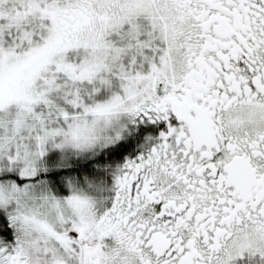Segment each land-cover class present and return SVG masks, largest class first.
Wrapping results in <instances>:
<instances>
[{"label":"snow or ice","instance_id":"snow-or-ice-1","mask_svg":"<svg viewBox=\"0 0 264 264\" xmlns=\"http://www.w3.org/2000/svg\"><path fill=\"white\" fill-rule=\"evenodd\" d=\"M0 264H264V0H0Z\"/></svg>","mask_w":264,"mask_h":264}]
</instances>
